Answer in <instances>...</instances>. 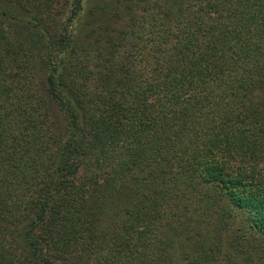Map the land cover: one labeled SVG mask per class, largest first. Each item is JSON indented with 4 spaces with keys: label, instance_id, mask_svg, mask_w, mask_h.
Returning <instances> with one entry per match:
<instances>
[{
    "label": "trees",
    "instance_id": "trees-1",
    "mask_svg": "<svg viewBox=\"0 0 264 264\" xmlns=\"http://www.w3.org/2000/svg\"><path fill=\"white\" fill-rule=\"evenodd\" d=\"M0 264H264V0H0Z\"/></svg>",
    "mask_w": 264,
    "mask_h": 264
}]
</instances>
